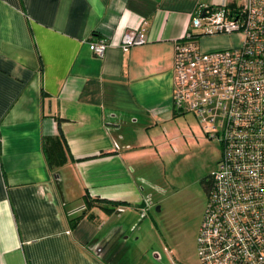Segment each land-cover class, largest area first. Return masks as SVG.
Returning a JSON list of instances; mask_svg holds the SVG:
<instances>
[{
	"label": "crops",
	"instance_id": "crops-1",
	"mask_svg": "<svg viewBox=\"0 0 264 264\" xmlns=\"http://www.w3.org/2000/svg\"><path fill=\"white\" fill-rule=\"evenodd\" d=\"M242 2L0 0V264H128L122 239L152 203L154 163L180 116L175 40L197 7ZM142 21L147 40L121 49ZM100 37L112 42L101 58L87 45ZM57 118L71 159L49 170L41 138L58 133ZM83 195L122 210L85 208Z\"/></svg>",
	"mask_w": 264,
	"mask_h": 264
},
{
	"label": "built area",
	"instance_id": "built-area-1",
	"mask_svg": "<svg viewBox=\"0 0 264 264\" xmlns=\"http://www.w3.org/2000/svg\"><path fill=\"white\" fill-rule=\"evenodd\" d=\"M143 23L115 43L123 50L144 43ZM221 33L236 41L200 46V36ZM111 43L100 37L87 45L101 58ZM173 53L172 111L192 113L220 144L195 237L199 262L264 264V0L197 7Z\"/></svg>",
	"mask_w": 264,
	"mask_h": 264
},
{
	"label": "rangeland",
	"instance_id": "rangeland-1",
	"mask_svg": "<svg viewBox=\"0 0 264 264\" xmlns=\"http://www.w3.org/2000/svg\"><path fill=\"white\" fill-rule=\"evenodd\" d=\"M164 135L152 203L136 228L126 229L123 251L128 264H201L195 237L206 202L204 180L215 170L220 144L190 112L167 125Z\"/></svg>",
	"mask_w": 264,
	"mask_h": 264
},
{
	"label": "trees",
	"instance_id": "trees-1",
	"mask_svg": "<svg viewBox=\"0 0 264 264\" xmlns=\"http://www.w3.org/2000/svg\"><path fill=\"white\" fill-rule=\"evenodd\" d=\"M61 119L57 118V128L58 133L50 136V137H42L41 138V150L44 154L45 158V164H47V167L49 170L54 169L58 166L63 165V162L66 161V159L70 158L71 155L69 154V151L67 149V144L65 139L63 138L62 132L59 128V122ZM209 176L207 180H204V189L205 192L207 188L210 185ZM84 197V206L85 208L90 207L91 205H97L99 208H103V210L107 213H112V211H117V208L120 202L116 201H107L105 199H102L100 197H89L87 195H83ZM74 222H76L74 220Z\"/></svg>",
	"mask_w": 264,
	"mask_h": 264
},
{
	"label": "flooded vegetation",
	"instance_id": "flooded-vegetation-1",
	"mask_svg": "<svg viewBox=\"0 0 264 264\" xmlns=\"http://www.w3.org/2000/svg\"><path fill=\"white\" fill-rule=\"evenodd\" d=\"M220 154V153H219ZM220 156V155H219ZM220 158V157H219ZM219 161V159L217 160V162Z\"/></svg>",
	"mask_w": 264,
	"mask_h": 264
}]
</instances>
